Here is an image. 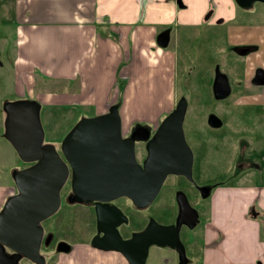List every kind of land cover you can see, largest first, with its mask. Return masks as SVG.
Returning a JSON list of instances; mask_svg holds the SVG:
<instances>
[{
  "label": "rangeland",
  "instance_id": "1",
  "mask_svg": "<svg viewBox=\"0 0 264 264\" xmlns=\"http://www.w3.org/2000/svg\"><path fill=\"white\" fill-rule=\"evenodd\" d=\"M11 4L12 0H4L3 4L0 5V100L3 102L18 99L22 92L25 91L23 85H21V89L17 87L16 81L22 84L23 80L20 77L18 79L14 77L12 66L15 55L17 26L13 18ZM232 21L228 19V21L215 25L211 23L194 26L179 25L178 27H174L173 25L171 27L173 28L172 30L176 29L179 35L176 37V34L172 33L169 43L163 48L165 51H172L175 58L174 68L171 75L167 76V79H165L166 71L161 70V66L169 63V57L165 61L163 59L157 61L156 57H150V55L145 54L143 57H140L142 62L138 66L139 60L136 55L134 57V53L136 54L139 51L138 44L131 39L128 43V49L136 62V67L129 66V70H134V73L132 74V83L129 84L131 88L128 90V97L130 95L133 96V100L131 103H127L125 107H122L121 112L125 110L128 119H131L130 126H133L132 122L134 121L142 122V119H149L153 115L159 116L161 114L160 118H162L164 113L174 108L180 97H184L188 105L182 123L185 136L188 138L195 128L201 129L205 134H212L213 137H217V143L214 145L215 151L219 150L221 154L225 153L223 158L226 166H224L225 163L223 161L222 166L214 163L211 167L208 166L206 169L193 172L195 176L200 174V177H205L213 184L223 181L224 184L215 185L217 188H214L209 196L196 202L195 206L201 212L206 207V213L201 215L195 229H192V233L198 232L200 230L198 228L204 222V226H210L209 211L211 201L213 200H215L213 203H216L220 210L229 213L233 218L241 216L243 212L250 215L253 207L255 209L258 207L257 203L255 204L256 200H260L259 204H264V190L260 193V189L258 188L264 184V175H255L257 177L255 182L248 183H244L242 179L243 177L248 178L250 174L241 178H227L232 171L228 167L231 164L239 137L249 138L250 136H254L256 139L254 143L256 150L259 151V154L264 153L262 151L264 149V105H256L254 107L244 106L263 101L261 98L262 91L259 92L258 88L256 89L255 86L247 84L251 76L249 75L251 68L247 72V77L245 72L249 69L250 64L254 63V55H256L254 57L255 60L259 62L264 61V50L262 52L258 51V44L264 47V3L255 1L249 8H241L235 5ZM159 28L161 27H158L157 30ZM245 45H254V48L246 49ZM214 65H219L220 70L225 72L231 88L223 101H217L212 98L213 93L210 89L209 78L212 76ZM35 70L39 75L36 78L40 80L39 84H36V87L40 89L41 93L45 94L46 92L44 91L47 90L54 91L55 87L49 82L50 78L44 73V69L37 68ZM241 80L246 85L238 88L236 84ZM54 84L57 85L56 83ZM60 86L62 85L60 84ZM169 87H171V90L167 93ZM64 88H66L65 85L56 91H61ZM170 95H173L170 105L161 107L167 96ZM140 97L145 98L142 101L147 104H137L136 98ZM158 109L161 111L159 114H156V110ZM210 111L215 113L224 124L221 128L211 129L207 125L206 117ZM91 113V109L83 104H62L61 101L57 103L51 101L50 104L43 105L40 103L39 116L43 130L44 128L47 130L46 140H50L51 142L60 141L77 120L81 117L92 116L90 115ZM253 123H255L254 126ZM226 130L230 138L221 144L218 136H221ZM254 133L256 134L254 135ZM55 147L59 149V143ZM223 158L218 156V158H215V161ZM259 161H262V159ZM27 164L24 162L22 164L12 145L0 133V183L6 182L14 185L12 171ZM170 183H172L171 180H169ZM239 184L240 186H236ZM14 190L13 186V192ZM70 192V182L68 179L60 190L61 202L59 208L43 220L41 226L44 230L50 229L54 231L55 235L63 238V242L67 245L75 246L78 245V242L88 241L91 231L86 228L91 223L92 217L88 209L80 207L79 203H70L67 200V195ZM223 192H226L223 195L225 198L221 199L222 197H219ZM212 197L213 200H211ZM174 205V198L171 195L169 197L163 195L153 201L152 204H149L145 212L148 216L152 217L153 221H170L172 214H169V212L174 210ZM81 210L85 212L83 223L79 221V216H82L80 214ZM212 214L213 219H218L215 213ZM86 220L88 221L86 222ZM256 220L259 224L260 222L264 224V218L258 217ZM232 225L234 229L223 230L226 231L224 236L229 235L228 237H221L222 234L220 236L216 234L207 242L210 244L214 239L218 242H223L222 244H230L237 240V236L243 238V235L246 239H250L249 232L251 229H235L236 224ZM211 227L213 228L212 225ZM219 227H224L222 220L219 221ZM80 229H83V235H81ZM184 230L181 229V232ZM205 230L209 235H212L216 231V229H210V227ZM186 234L190 235V232ZM193 242L191 241V243ZM195 243L199 246L198 257H200V250L203 245L201 241H195ZM57 245L58 242L53 241L47 246H41V255L44 256V252L51 253L45 258V264H64V260L59 259L57 254H67L68 252L59 250L60 247L58 248L59 245ZM166 259H169L173 263L175 260L174 251L168 248L160 250L159 247L150 245L144 264H167L165 262Z\"/></svg>",
  "mask_w": 264,
  "mask_h": 264
},
{
  "label": "crops",
  "instance_id": "2",
  "mask_svg": "<svg viewBox=\"0 0 264 264\" xmlns=\"http://www.w3.org/2000/svg\"><path fill=\"white\" fill-rule=\"evenodd\" d=\"M179 1L180 3L178 0H12L11 10L17 26L12 66L14 77L23 80L22 84L15 80L17 87L21 89L23 85L25 90L19 97L36 99L42 105L50 104L51 101L83 104L91 109L90 115L105 112L110 105L116 103L119 105L121 130L126 133L131 128V119L121 109L133 100V96L128 97L134 73V70H129V66L136 67L135 58L128 49L129 40L138 44L139 51L134 53V57L136 55L139 60L138 66L142 62L140 57L145 54L156 57L157 61H165L169 57V63L161 66V70L166 71L167 79L174 68L175 58L172 51H165L157 45L156 35L159 31L169 27L170 41L172 33L176 37L179 35L176 29L172 30L173 25H215L228 19L233 22V0ZM210 10L211 16L206 19L205 14ZM158 27L161 28L157 30ZM263 50L264 47L258 44V51ZM255 56L254 63L245 72L246 77L250 68L249 75L255 66L264 67V61L255 60ZM37 68L44 69V73L50 78L49 82L55 87L54 91L47 90L44 94L36 87L40 81L36 78L39 76L35 72ZM64 85L66 88L56 91ZM170 90L171 87L167 93ZM142 99L145 98H136L137 104H147ZM172 99L173 95L167 96L161 107L170 105ZM160 111L158 109L155 113L159 114ZM160 115L142 119V122L155 126L164 117L160 118ZM46 132L44 128V142L50 143V140H46ZM59 142L51 143L58 145ZM7 184L0 183V207L5 198L13 193L14 185ZM258 188L261 193L264 184ZM224 193L226 192L219 198H225ZM214 201H211L209 211L211 224L206 225L205 229L210 227L218 233L215 231L209 235L205 229L202 230L204 245L200 250V257L199 246L195 242L190 243L187 248L189 260L186 264H264V224H259L256 220L258 217L264 218V204H259L260 200H256L258 207H253L254 211L250 215L243 212L241 216L233 218L220 210ZM212 213L218 219H213ZM220 220L224 227H219ZM232 224H236L235 229H251L250 239L243 235V238L237 236V240L230 244H222L223 242L214 239L210 244L207 242L216 234L228 237L229 235L224 236L226 231L223 230L234 229ZM77 244L68 245L69 248L65 250L67 254H57L59 259L64 260V264H129L116 250L98 248L86 240ZM167 248L159 247L160 250ZM50 254L44 252L45 258ZM165 262L174 264L169 259Z\"/></svg>",
  "mask_w": 264,
  "mask_h": 264
},
{
  "label": "water",
  "instance_id": "3",
  "mask_svg": "<svg viewBox=\"0 0 264 264\" xmlns=\"http://www.w3.org/2000/svg\"><path fill=\"white\" fill-rule=\"evenodd\" d=\"M255 1L264 3V0H233L241 8H249ZM211 13L207 11L205 18ZM169 36V28L159 31L157 45L166 47ZM229 92L227 76L217 71L212 83L213 95L223 98ZM186 105V99L180 97L157 123L147 140L143 163L139 164L134 155V140L146 139L149 129L138 126L130 136L123 137L116 104L105 112L77 120L61 138L57 149L53 143L43 141L37 100L5 101L3 136L20 160L28 164L12 171L16 191L7 196L0 208V264H18L21 259L29 262L26 264H45V256L40 253L43 235L40 223L58 209L60 190L67 179L70 203L125 195L135 206L143 207L153 201L167 174L189 178L192 154L182 126ZM207 121L213 126L221 122L215 114L208 115ZM176 201L179 211L173 225L164 226L151 220L147 229L115 244L110 243L108 230H104L101 240L93 238L91 244L120 252L129 264H144L150 245L174 248L180 256L176 264H186L177 228L181 223L194 226L198 218L182 193L177 194ZM58 248L67 250L69 246L63 242Z\"/></svg>",
  "mask_w": 264,
  "mask_h": 264
},
{
  "label": "flooded vegetation",
  "instance_id": "4",
  "mask_svg": "<svg viewBox=\"0 0 264 264\" xmlns=\"http://www.w3.org/2000/svg\"><path fill=\"white\" fill-rule=\"evenodd\" d=\"M3 2L4 0H0V5H2ZM217 71L222 72L220 70L219 65H214L212 76L209 78L210 81L209 85L211 90H212L213 79ZM223 73L225 74V72ZM247 84L248 85L251 84L255 86L256 89L258 88L259 92L262 91L261 98L263 99V101L258 103L256 102L250 103L249 105H244V106L254 107L256 105L259 106L264 105V67L259 65L255 66L252 70L250 79ZM236 85H238V88H242L246 84L243 80H241ZM212 98H214L217 101H223V99H225L226 97L217 98L213 95ZM3 103L4 102L0 100V121H1L0 133L2 134H3V118H4ZM187 108L188 105H186V109ZM210 114H215V113L210 111L209 115ZM207 118L208 115L206 117V122L208 123ZM207 125L211 129H218L221 128L224 124L221 121L218 126H213L210 125L209 123ZM254 125L255 123H253V126ZM138 126H144L149 129V135L146 139L134 140L135 159L139 164H142L147 153V149H146L147 140L153 135L156 125L151 126L145 122H135L133 123V126H131V128H129V130L126 133L125 132L123 133L121 130L122 136L123 137L130 136L132 131ZM255 134L256 133H254V135ZM216 138L213 137L212 134L209 135L205 134L204 132L201 131V129L198 128L193 129L188 138L185 136L186 142L189 145L192 154L190 177L188 178L183 174H167L155 198L153 199V201H155L160 196L163 195H166L168 197L171 195L174 198V202H175L174 210L169 212V214H172V219L170 221L155 220L160 225L168 226V225H173L175 223L179 211V206L176 201L177 194L182 193L187 199L188 204L193 209L196 210L198 221L194 226H189L185 223H181L177 228L179 229L178 238L183 252L182 259L186 261L189 260L187 248L189 247L191 241L194 242L201 241L202 245H204L203 243L204 233L202 230L205 229L204 226L205 222L200 228H198L200 229L198 232L192 233V229H195L196 225L200 220L201 215L206 213V207L205 210L201 212L199 208L195 206L196 202L198 200H201L202 198L205 199L207 196H209V194L216 187L215 185L221 183L224 184V181L215 182L213 184L211 181H208V179H206L205 177H200V174H198L197 176L193 174L194 171H200L206 169L208 166L211 167L212 164L214 163L218 164L219 166H222L224 161L223 157L225 156V153L221 154L219 150L215 151L214 145L217 143L218 140ZM218 138L220 139V143L223 144V142H225L226 139L229 140L230 135L227 134V130H226L222 133L221 136H218ZM255 140L256 139L254 136H250L249 138L241 136L238 138L237 146L234 149L231 164L228 167L229 170L232 169V171L229 173V176L227 177L228 179L239 178V177L241 178L245 175L250 174L248 178L243 177L242 179L244 182L248 183V182H255V179L257 178L255 175L258 174L264 175V153L259 154V151L256 150V147L254 145ZM262 151H264V149ZM218 156L223 159L221 160L219 159L218 161H215V158H218ZM261 159L262 161H259ZM224 163H225L224 166H226L225 161ZM169 180H171L172 183L169 184ZM153 201L150 204H152ZM79 206L88 209L91 212V217H92L91 223H89V225L86 228L91 231L88 237V240L90 242L93 238L100 241L101 240L100 238L102 237L104 230H108L111 244H115L117 241L119 242V241L129 240L134 234L142 232L144 229H147L149 222L152 220V217L148 216V214L145 212L147 211L149 205L143 207H137L132 203L131 199L125 195H121L109 200H90L86 202H79ZM253 211L251 210V212ZM80 214H82V216L80 215L82 219L79 216V221L83 223L84 222L83 215L85 214L84 210H81ZM87 221L88 220H86V222ZM181 229H185V230L181 232ZM80 230H81V235H83L84 234V231H82L83 229ZM51 231L52 230L50 229L48 230L43 229L40 248L42 245L47 246L49 245L50 242L52 243L53 241L58 242V245L64 241L63 238L57 237L54 231H52L53 233ZM187 232L188 233L190 232V235L186 234ZM46 239H48L47 243H46ZM169 249H171L175 253L174 264L178 263L180 258L178 251L174 248H169ZM19 261L21 262L18 264L29 263L25 259H21Z\"/></svg>",
  "mask_w": 264,
  "mask_h": 264
},
{
  "label": "trees",
  "instance_id": "5",
  "mask_svg": "<svg viewBox=\"0 0 264 264\" xmlns=\"http://www.w3.org/2000/svg\"><path fill=\"white\" fill-rule=\"evenodd\" d=\"M247 48L252 49V48H254V45L246 46V49H247ZM115 104H116V103H115ZM117 106H119V105H117ZM22 164H23V162H22Z\"/></svg>",
  "mask_w": 264,
  "mask_h": 264
}]
</instances>
